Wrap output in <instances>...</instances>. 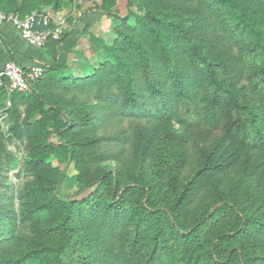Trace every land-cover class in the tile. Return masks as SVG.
<instances>
[{"label":"trees","instance_id":"16d2710c","mask_svg":"<svg viewBox=\"0 0 264 264\" xmlns=\"http://www.w3.org/2000/svg\"><path fill=\"white\" fill-rule=\"evenodd\" d=\"M168 1L135 0L124 16L103 11L119 21L115 38L84 76L56 62L28 92L8 95L0 86V110L18 119L11 109L25 103L37 114L27 123L36 182L17 195L0 191V264H264V178L254 193L248 184L235 198L238 182L193 211L228 156L218 162L207 153L179 194L185 149L168 193L160 194L161 167L123 186L112 168L86 179L91 164L108 162L96 150L101 138L93 137L107 117L136 119L132 138L142 152L164 123L178 125L173 134L181 143L193 132L206 139L220 129L237 155L243 148L264 152V0ZM44 5L59 9L63 2L0 0L1 10L20 17ZM70 94L87 104L63 103ZM51 158L75 164L82 184L76 194L59 193L66 169Z\"/></svg>","mask_w":264,"mask_h":264},{"label":"rangeland","instance_id":"374dc122","mask_svg":"<svg viewBox=\"0 0 264 264\" xmlns=\"http://www.w3.org/2000/svg\"><path fill=\"white\" fill-rule=\"evenodd\" d=\"M62 2L63 5L59 9L52 8L53 13L46 14L51 16L55 27L61 31L60 38L70 32L76 35L71 34L66 43L67 47L62 53L58 51L60 46L58 40L53 41L50 44L52 57L55 64L66 63V72L74 76H84L86 68L89 70L104 58V46L111 44L115 38L113 26L119 21L113 14L103 11L109 10L124 16L130 7L129 3L134 2L135 5V0H62ZM82 18L86 22L83 26L79 24ZM76 29L77 33L74 32ZM67 101L74 104L84 101V104H87L86 99L74 98L71 94L63 103H68ZM9 107H11L10 101L7 102L6 108ZM16 110L11 109L18 119L11 118L10 113L0 110V191L17 195L28 185L36 182L37 171L33 168L35 150L32 149L29 140L27 123L35 120L33 117H37V114L30 112L25 103H20ZM136 122L138 121L131 117L114 119L107 117L104 122H98L99 126L93 137H100L101 141L96 150L108 154V162L91 164L87 172V180H94L106 168H112L120 174L123 186L132 180L133 175L139 178H151L153 172L161 167L164 173L160 177V194L168 193L172 187L170 173L176 171L182 159V151L185 149L190 158L177 178L179 194L198 168L205 164L204 156L207 153L215 154L218 162H225V157L228 156L225 168L219 170L195 197L193 211L197 212L202 206L216 202L224 188L243 182L239 191L233 194L235 198L240 199L244 196L248 184L254 193L256 191L254 188L264 178V152L243 148L237 155L235 144L227 141L220 129L206 139H203L204 136L197 131L193 132L187 143H181L173 134L178 125L164 123L160 126L158 137L144 144L146 147L143 146L142 152L137 150L132 138V129L136 126ZM175 158L177 164L174 162ZM50 161L52 165L62 170L66 169V177L59 187V193L63 196L76 194L82 184L77 180L78 170L75 164L66 166L55 158H51ZM20 231L27 242L35 239L26 223H21Z\"/></svg>","mask_w":264,"mask_h":264},{"label":"built area","instance_id":"2783aa9c","mask_svg":"<svg viewBox=\"0 0 264 264\" xmlns=\"http://www.w3.org/2000/svg\"><path fill=\"white\" fill-rule=\"evenodd\" d=\"M5 24H10L28 45L37 49H45L49 42L59 40L61 36V31L55 27L51 16L42 12H33L20 17L18 14H7L0 9V30ZM44 72L45 65L42 63L25 67L9 60L0 69V86L9 93L28 92Z\"/></svg>","mask_w":264,"mask_h":264},{"label":"crops","instance_id":"0c3cea01","mask_svg":"<svg viewBox=\"0 0 264 264\" xmlns=\"http://www.w3.org/2000/svg\"><path fill=\"white\" fill-rule=\"evenodd\" d=\"M52 6H42L41 10L34 9L33 12H42L53 13ZM32 12V13H33ZM64 11H62L63 13ZM29 15V14H28ZM79 24L81 26L85 25L86 22L84 18L80 20ZM78 29V28H77ZM74 30L75 33L78 30ZM77 31V32H76ZM72 35H76L72 33ZM70 39V37L68 38ZM64 41L59 46V52H64L65 47H67V42ZM70 41V40H69ZM6 42L11 47L12 53L14 54L15 62L27 67L34 63H42L44 65H53L55 64L54 57H52L51 45L45 49H37L28 45L19 35V33L10 25L5 24L0 30V69L5 66L7 61L11 60L12 56L8 52L6 47ZM69 48H67L68 51ZM69 52V51H68ZM56 56V55H55Z\"/></svg>","mask_w":264,"mask_h":264}]
</instances>
